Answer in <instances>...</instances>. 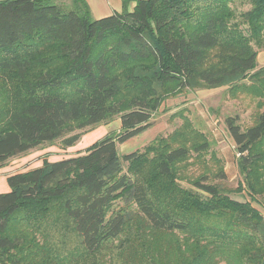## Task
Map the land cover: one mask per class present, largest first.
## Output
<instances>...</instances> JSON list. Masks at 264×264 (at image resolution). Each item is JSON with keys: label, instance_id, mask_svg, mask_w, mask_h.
Listing matches in <instances>:
<instances>
[{"label": "trees", "instance_id": "obj_1", "mask_svg": "<svg viewBox=\"0 0 264 264\" xmlns=\"http://www.w3.org/2000/svg\"><path fill=\"white\" fill-rule=\"evenodd\" d=\"M121 1L94 19L85 0H0V168L121 123L8 178L0 264H264V0ZM221 87L258 100L252 125L225 119L242 177L233 191L213 153L216 170L190 171L211 143L189 120L119 154L169 98Z\"/></svg>", "mask_w": 264, "mask_h": 264}, {"label": "rangeland", "instance_id": "obj_2", "mask_svg": "<svg viewBox=\"0 0 264 264\" xmlns=\"http://www.w3.org/2000/svg\"><path fill=\"white\" fill-rule=\"evenodd\" d=\"M60 1L65 4H71L72 2V0ZM236 5L243 11L249 9V5H241L239 1H237ZM255 48L258 50V67L255 70L257 71L264 68V46ZM257 102L258 100L245 94H241L237 98L230 97L228 87L187 90L180 95L169 98L161 106L154 115V123L150 129L128 142L120 144L118 146L119 154L124 156L141 150L157 137L166 136L176 128L181 127L184 120H189L211 143V151L205 156V161L200 164H192L190 171L193 170V173H200L207 165L210 169L216 170L217 167L211 160V153H213L217 159L223 162L224 170L227 174V181L224 182V186L233 191L237 188L239 181H242V177L238 169L239 155L237 154L235 143L227 131L225 119L228 116H238L240 118L239 124L242 127L245 128L252 125L258 111ZM120 127V120L115 118L110 123L98 126L87 133L85 135L87 136L86 138L84 136L82 140L72 147L63 149L58 142L53 145H44L28 153L32 154L30 161L15 164L14 167H18L20 170L28 167L35 169L40 167L41 161L45 160L44 158L48 162L54 163L77 156L106 137L108 133L118 132ZM43 148H51L45 152L51 151L54 155L44 157L41 155L43 152H36ZM190 162L192 163L193 161ZM192 166H194L193 169ZM231 197L240 201L244 199L243 195L237 193H231ZM118 205L121 206L122 204L118 203ZM254 205L264 212L260 205L257 203H254Z\"/></svg>", "mask_w": 264, "mask_h": 264}, {"label": "crops", "instance_id": "obj_3", "mask_svg": "<svg viewBox=\"0 0 264 264\" xmlns=\"http://www.w3.org/2000/svg\"><path fill=\"white\" fill-rule=\"evenodd\" d=\"M91 10L92 17L94 19H101L108 17L112 15L115 12H121L122 10V1L121 0H85ZM105 131V129H104ZM87 136H85L86 138ZM84 136L82 137V139ZM81 139V140H82ZM51 148H43L42 150L36 151L37 153L43 152L41 155L44 157H51L54 155V153L50 152H45L50 150ZM54 150V149H53ZM57 151V150H55ZM35 154V153H34ZM32 155V154H31ZM31 155H23L21 157L14 158L6 163L2 168H0V195L3 193L10 192V188L8 185V178L11 175L18 174V173H24L27 172L28 170H31L32 167H28L26 169H19L18 167H14L15 164L19 163H27L28 161L31 160ZM46 159V158H44ZM43 161H41L42 164ZM40 164V166H42ZM38 168V167H37Z\"/></svg>", "mask_w": 264, "mask_h": 264}]
</instances>
